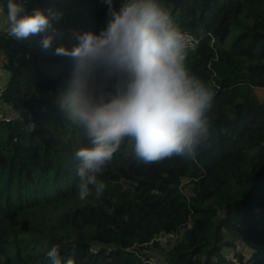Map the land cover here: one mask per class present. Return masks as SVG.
Wrapping results in <instances>:
<instances>
[{
  "label": "trees",
  "instance_id": "trees-1",
  "mask_svg": "<svg viewBox=\"0 0 264 264\" xmlns=\"http://www.w3.org/2000/svg\"><path fill=\"white\" fill-rule=\"evenodd\" d=\"M161 2L194 37L189 67L216 88L211 137L194 160L145 164L122 146L99 200L77 197L73 153L87 141L52 103L72 61L0 30V112L17 113L0 120V264H51L54 245L63 264H264V0ZM23 3L60 13L69 49L106 22L103 0Z\"/></svg>",
  "mask_w": 264,
  "mask_h": 264
},
{
  "label": "clouds",
  "instance_id": "clouds-1",
  "mask_svg": "<svg viewBox=\"0 0 264 264\" xmlns=\"http://www.w3.org/2000/svg\"><path fill=\"white\" fill-rule=\"evenodd\" d=\"M106 22L99 32L74 33L71 49L54 28L61 14L26 10L7 0V35L68 57L72 69L52 103L63 119L82 130L87 144L73 153L77 197L97 200L106 184L99 177L122 146L145 164L174 157L196 159L210 140L215 86L188 64V36L161 0H103ZM57 46L53 48V44ZM63 264L58 246L46 253Z\"/></svg>",
  "mask_w": 264,
  "mask_h": 264
},
{
  "label": "built area",
  "instance_id": "built-area-1",
  "mask_svg": "<svg viewBox=\"0 0 264 264\" xmlns=\"http://www.w3.org/2000/svg\"><path fill=\"white\" fill-rule=\"evenodd\" d=\"M187 36H188V40H189L188 46L194 47V37L190 34H187ZM16 117H17V113L12 109H8L5 112H0V120H2V121L10 122V121H13ZM162 237H163V239H161V240H167L165 236H162ZM168 239H174V237L170 236Z\"/></svg>",
  "mask_w": 264,
  "mask_h": 264
},
{
  "label": "rangeland",
  "instance_id": "rangeland-1",
  "mask_svg": "<svg viewBox=\"0 0 264 264\" xmlns=\"http://www.w3.org/2000/svg\"><path fill=\"white\" fill-rule=\"evenodd\" d=\"M7 27H8L7 15H5L3 11L0 9V30L7 31ZM256 93L261 98L262 102L264 103V90L257 89ZM165 246H167V244ZM241 252H244V251L242 250ZM228 254H230L231 256L232 252L229 251Z\"/></svg>",
  "mask_w": 264,
  "mask_h": 264
}]
</instances>
